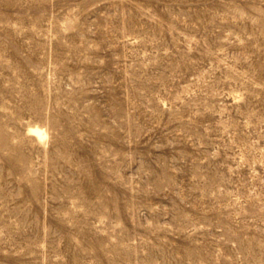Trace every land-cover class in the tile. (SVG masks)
<instances>
[{"label":"rangeland","instance_id":"1","mask_svg":"<svg viewBox=\"0 0 264 264\" xmlns=\"http://www.w3.org/2000/svg\"><path fill=\"white\" fill-rule=\"evenodd\" d=\"M0 264H264V0H0Z\"/></svg>","mask_w":264,"mask_h":264},{"label":"bare ground","instance_id":"2","mask_svg":"<svg viewBox=\"0 0 264 264\" xmlns=\"http://www.w3.org/2000/svg\"><path fill=\"white\" fill-rule=\"evenodd\" d=\"M38 127H40V126H38ZM38 127L33 128L32 131L35 132L40 139H43L45 136V132Z\"/></svg>","mask_w":264,"mask_h":264}]
</instances>
